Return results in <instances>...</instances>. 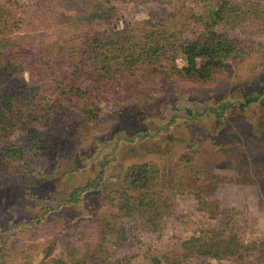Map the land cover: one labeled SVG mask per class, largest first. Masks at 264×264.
Instances as JSON below:
<instances>
[{
  "label": "rangeland",
  "instance_id": "374dc122",
  "mask_svg": "<svg viewBox=\"0 0 264 264\" xmlns=\"http://www.w3.org/2000/svg\"><path fill=\"white\" fill-rule=\"evenodd\" d=\"M91 1L0 0L10 34L27 45L15 71L70 85L73 46L157 22L166 9L112 0L104 8L114 15L94 21ZM225 1L241 7L240 18L216 29L248 43V52L215 80L173 83L138 72L116 86L94 84L100 125L80 119L78 130L41 129L43 149L0 165L2 264H235L180 259L186 241L221 227L228 215L244 243L264 241V0H169L174 19L162 41L177 49L189 43L179 49L178 66L199 67L204 60L193 42ZM26 137L17 131L12 143L28 145ZM146 163L159 166L160 185L129 205L128 171ZM102 232L107 241L97 251Z\"/></svg>",
  "mask_w": 264,
  "mask_h": 264
},
{
  "label": "trees",
  "instance_id": "16d2710c",
  "mask_svg": "<svg viewBox=\"0 0 264 264\" xmlns=\"http://www.w3.org/2000/svg\"><path fill=\"white\" fill-rule=\"evenodd\" d=\"M111 1H91L94 21L103 18L102 15L106 13L114 15V10L104 8ZM149 2L166 8L161 10L162 19L157 22L144 21L132 28L98 35L84 44L72 47V59L67 68L70 85L59 83L58 79L49 82L51 78L47 76L29 81L15 71L14 62H17L15 60L20 54H28L27 45L13 33L10 34L11 25L0 9L1 166L11 161L24 160L32 149H43L47 141L39 135L41 129L78 130L80 119L100 125L101 109L91 97L94 84L103 89L116 86L129 74L139 72L140 77L149 80L150 76H158L160 79L167 77L173 83L184 81L204 86L221 74L228 61L238 59L248 52V43L232 37L228 31L216 29L218 25L232 27L240 18L241 7L232 1H225L208 17L205 31L193 42L195 54L204 63L195 69H180L177 63L179 49L191 45L184 43L177 49L176 45L163 43L162 33L174 19V14L170 16L171 10H168L171 3L169 0ZM17 131L27 135L28 145L12 143ZM160 181L158 165L146 163L132 166L125 179L126 190L130 195L126 199L131 197L126 203L131 205L133 199L138 200V193L153 191L160 185ZM120 195V198L124 197ZM73 197L68 203L77 201L76 196ZM236 224V219L228 215L221 227H212L202 235L189 239L183 245L185 253L180 259L183 261L202 256L229 259L235 264H264V241L244 243ZM0 232L5 230L0 229ZM106 241V233L102 232L97 251L103 249ZM2 260L0 254V264Z\"/></svg>",
  "mask_w": 264,
  "mask_h": 264
}]
</instances>
